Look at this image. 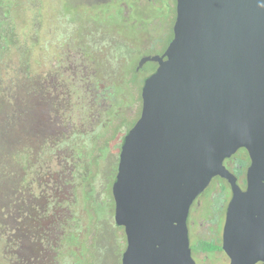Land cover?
<instances>
[{"label":"rangeland","instance_id":"1","mask_svg":"<svg viewBox=\"0 0 264 264\" xmlns=\"http://www.w3.org/2000/svg\"><path fill=\"white\" fill-rule=\"evenodd\" d=\"M114 1L129 13L115 2L17 0L0 96V264H121L118 154L174 13L167 0ZM97 95L107 110L92 109Z\"/></svg>","mask_w":264,"mask_h":264},{"label":"water","instance_id":"2","mask_svg":"<svg viewBox=\"0 0 264 264\" xmlns=\"http://www.w3.org/2000/svg\"><path fill=\"white\" fill-rule=\"evenodd\" d=\"M173 1V38L153 58L112 186L121 264H196L187 218L216 176L233 188L226 235L241 222L225 245L233 264H264V0ZM240 149L246 191L225 166Z\"/></svg>","mask_w":264,"mask_h":264},{"label":"flooded vegetation","instance_id":"3","mask_svg":"<svg viewBox=\"0 0 264 264\" xmlns=\"http://www.w3.org/2000/svg\"><path fill=\"white\" fill-rule=\"evenodd\" d=\"M93 1H95L96 4H112L113 2H115L117 8H119L120 11H123L124 15H127L129 13V7L123 2L118 4L117 1L114 0H93ZM148 1H153V0H148ZM167 1H168L167 8L169 9L170 17H172V12L174 13L173 20L175 24L176 21L175 3L173 0H167ZM145 49L146 48H142V50ZM155 68H156V64L154 63L152 71L147 76L153 73ZM90 85L91 87L94 88L96 87L103 88L104 86L102 84H96V83L94 84L90 83ZM86 86H87L86 89L89 90L90 86H88V83L86 84ZM92 101H93L92 109L94 108V106L99 105V107L104 108V110H107L105 108L106 105H103L102 103L104 101V98H101L100 96L97 95L94 97ZM140 101H141V94H140ZM117 105L118 104L113 103L109 107V109ZM141 109H142V101H141ZM131 129L129 128L126 134L123 136V140L120 146V152L124 144L125 137ZM120 152L118 154L119 157H120ZM119 157H118L117 166L119 164ZM250 163H251L250 157L246 149L238 150L234 155H232L230 158H228L225 161V166L227 171L236 178L237 184L242 191L247 190V170L248 167L250 166ZM232 199H233V188L231 183L223 177L216 176L212 178L211 182L206 187V189L201 194H199L196 197V199L193 201L187 218V227H188L191 256L196 264H233V258L226 250L225 245L229 249L235 248L236 240L240 238L239 236H237V231L241 229L240 227L241 222L232 227L233 231L231 232V234L226 235V229L229 221L228 213ZM114 210H115V204H114ZM122 233L127 248V236L124 232ZM194 237L197 239L196 244L193 243ZM125 250L123 251V253L125 252ZM244 259L245 258L243 256H241V258L240 257L236 258L235 256V261L239 264H240L239 261L244 262L245 261ZM121 263H122V257H121Z\"/></svg>","mask_w":264,"mask_h":264},{"label":"trees","instance_id":"4","mask_svg":"<svg viewBox=\"0 0 264 264\" xmlns=\"http://www.w3.org/2000/svg\"><path fill=\"white\" fill-rule=\"evenodd\" d=\"M33 1L40 2V0ZM18 8L17 0H0V96L4 93V77L11 69L10 50L18 45L17 37H15V28L17 27L15 19L19 14ZM23 49L26 50L25 47ZM23 53H27V50ZM23 100L26 98L24 97ZM4 104H0V112L4 108Z\"/></svg>","mask_w":264,"mask_h":264}]
</instances>
